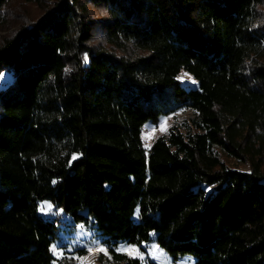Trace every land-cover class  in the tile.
I'll list each match as a JSON object with an SVG mask.
<instances>
[{
  "label": "trees",
  "instance_id": "obj_1",
  "mask_svg": "<svg viewBox=\"0 0 264 264\" xmlns=\"http://www.w3.org/2000/svg\"><path fill=\"white\" fill-rule=\"evenodd\" d=\"M263 4L54 0L3 37L0 264H69L45 201L95 226L115 264H145L118 247L154 240L175 262L264 264ZM180 109L193 118L147 150L144 126Z\"/></svg>",
  "mask_w": 264,
  "mask_h": 264
},
{
  "label": "rangeland",
  "instance_id": "obj_2",
  "mask_svg": "<svg viewBox=\"0 0 264 264\" xmlns=\"http://www.w3.org/2000/svg\"><path fill=\"white\" fill-rule=\"evenodd\" d=\"M40 4L36 1L24 0H15L9 4L0 17V40L3 37L12 36L25 21V18L34 20L41 18L44 15L42 5H46L48 8L52 7L54 0H42ZM260 10L264 22V4L260 7ZM90 12L97 20H101L106 16L101 9L91 7ZM94 42L105 44V37L101 29L97 30ZM9 81H11V76L7 73L2 74L0 76V89ZM179 81L187 89L198 88V82L187 72L180 74ZM193 116L194 112L192 110L180 109L175 113L160 117L157 122H148L142 132L145 148L149 150L158 138L166 136L174 126L183 127ZM220 156L229 168L241 171L249 170L248 165L230 158L225 153L221 152ZM49 204L51 203L47 201L40 202L38 215L45 220H58L59 239L54 246L55 251L53 250L58 260H67L69 264H115L110 260L108 248L104 245L103 237L95 226L75 224L72 218L62 209H56L52 204V207L48 208L47 205ZM41 208H44L45 211L41 212ZM153 238L155 239V234H153ZM118 252L138 258L145 264H147V261L156 264H195V260L191 256H185L175 262L155 240L144 244L142 248L121 244L118 247ZM102 256L103 259L101 260Z\"/></svg>",
  "mask_w": 264,
  "mask_h": 264
},
{
  "label": "snow or ice",
  "instance_id": "obj_3",
  "mask_svg": "<svg viewBox=\"0 0 264 264\" xmlns=\"http://www.w3.org/2000/svg\"><path fill=\"white\" fill-rule=\"evenodd\" d=\"M87 60V57H85V61ZM194 82V81H193ZM73 159H76V156H73L72 157ZM47 207L48 208H51L52 207V205L51 204H49V205H47ZM45 211V209L44 208H41V212H44ZM54 251H55V249H54Z\"/></svg>",
  "mask_w": 264,
  "mask_h": 264
},
{
  "label": "built area",
  "instance_id": "obj_4",
  "mask_svg": "<svg viewBox=\"0 0 264 264\" xmlns=\"http://www.w3.org/2000/svg\"><path fill=\"white\" fill-rule=\"evenodd\" d=\"M58 259V257H56Z\"/></svg>",
  "mask_w": 264,
  "mask_h": 264
}]
</instances>
